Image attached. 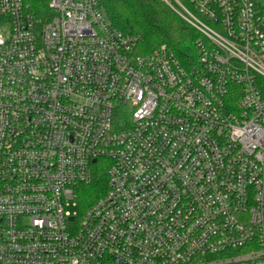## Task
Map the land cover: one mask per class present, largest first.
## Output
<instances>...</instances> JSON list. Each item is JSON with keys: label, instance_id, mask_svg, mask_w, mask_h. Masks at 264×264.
<instances>
[{"label": "built area", "instance_id": "built-area-1", "mask_svg": "<svg viewBox=\"0 0 264 264\" xmlns=\"http://www.w3.org/2000/svg\"><path fill=\"white\" fill-rule=\"evenodd\" d=\"M175 4L188 64L100 0H0V264H264V0Z\"/></svg>", "mask_w": 264, "mask_h": 264}, {"label": "trees", "instance_id": "trees-1", "mask_svg": "<svg viewBox=\"0 0 264 264\" xmlns=\"http://www.w3.org/2000/svg\"><path fill=\"white\" fill-rule=\"evenodd\" d=\"M178 1L186 5V0ZM100 2L111 26L125 36L134 38L141 53L148 54L165 44L182 64H188L189 60L194 59L198 33L174 12L177 5L172 0H168L169 4L163 0ZM103 184L102 173L96 174L94 182L80 191L79 202L82 204L87 200H95Z\"/></svg>", "mask_w": 264, "mask_h": 264}, {"label": "rangeland", "instance_id": "rangeland-1", "mask_svg": "<svg viewBox=\"0 0 264 264\" xmlns=\"http://www.w3.org/2000/svg\"><path fill=\"white\" fill-rule=\"evenodd\" d=\"M166 4H169L168 3V0H163ZM174 3H175V0H172ZM174 10V9H173ZM175 12V11H174ZM100 194H98L97 196H99ZM96 196V197H97ZM95 199V198H94ZM94 202V200H87L86 202H84V203H80L81 204V212H84L85 211V209L89 206V205H91L92 203ZM67 211L68 212H70L71 214H73V213H77L78 212V205H75V207H73L72 206V202H71V204L67 207ZM77 222L78 221H75L73 224H71V227H76V225H77Z\"/></svg>", "mask_w": 264, "mask_h": 264}, {"label": "water", "instance_id": "water-1", "mask_svg": "<svg viewBox=\"0 0 264 264\" xmlns=\"http://www.w3.org/2000/svg\"><path fill=\"white\" fill-rule=\"evenodd\" d=\"M71 220V219H70Z\"/></svg>", "mask_w": 264, "mask_h": 264}]
</instances>
